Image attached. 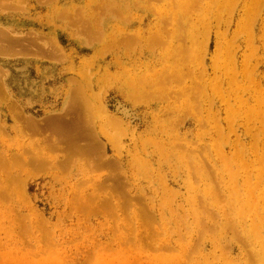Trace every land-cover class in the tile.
Here are the masks:
<instances>
[{
	"label": "rangeland",
	"instance_id": "374dc122",
	"mask_svg": "<svg viewBox=\"0 0 264 264\" xmlns=\"http://www.w3.org/2000/svg\"><path fill=\"white\" fill-rule=\"evenodd\" d=\"M0 44V264H264V0H0Z\"/></svg>",
	"mask_w": 264,
	"mask_h": 264
},
{
	"label": "bare ground",
	"instance_id": "6f19581e",
	"mask_svg": "<svg viewBox=\"0 0 264 264\" xmlns=\"http://www.w3.org/2000/svg\"><path fill=\"white\" fill-rule=\"evenodd\" d=\"M244 4H245V3H244ZM257 4H258V3H257ZM192 5H193V4H192ZM192 5H191V6H192ZM195 5H196V4H195ZM223 5H224V4H223ZM243 7H244V6H243ZM250 19H251V18H250ZM252 19H253V18H252ZM250 27H251V26H250ZM2 32H3V31H2ZM2 32H1V38H3V40H5L4 42H5V44L7 45L8 48H9V46L13 47V45H17L18 42H20V39H17V38L15 39V38H13V36L10 37L9 35L6 36L5 33L3 32V33H4V34H3ZM2 36H3V37H2ZM33 39L35 40V38H33ZM26 40H27V39H26ZM34 40H32V41H34ZM32 41H31V42H32ZM23 42H24V41H23ZM34 42H35V41H34ZM34 42H33V43H34ZM24 43H25V42H24ZM0 45H1V44H0ZM8 45H9V46H8ZM21 45H23V48H26V46H27L26 44H21ZM24 45H26V46L24 47ZM30 45H32V43H31ZM17 46H20V44H18ZM17 46H14V48H16ZM33 46H34V45H33ZM33 46H32V47H33ZM3 47H4V45H3ZM3 47H2V48H3ZM11 47H10V48H11ZM5 48H6V47H5ZM5 48H4V50H6ZM20 48H21V46H20ZM23 48H22V49H23ZM30 48H31V47H30ZM35 48H36V47H35ZM37 48H38V47H37ZM37 48H36V49H37ZM42 48H43V47H42ZM12 49H13V48H12ZM26 49H28V48H26ZM38 49H39V48H38ZM40 49H41V48H40ZM40 49H39V50H40ZM8 50H11V49H8ZM13 50L15 51V49H13ZM11 51H12V50H11ZM39 52H40V51H39ZM234 66H235V65H234ZM55 125H56V124H55ZM253 199H254V198H253ZM252 220H253V219H252Z\"/></svg>",
	"mask_w": 264,
	"mask_h": 264
}]
</instances>
